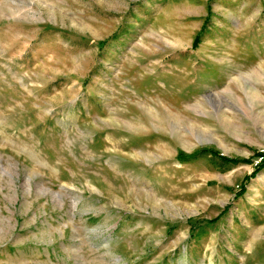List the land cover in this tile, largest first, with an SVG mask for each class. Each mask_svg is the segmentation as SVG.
<instances>
[{
  "label": "rangeland",
  "instance_id": "1",
  "mask_svg": "<svg viewBox=\"0 0 264 264\" xmlns=\"http://www.w3.org/2000/svg\"><path fill=\"white\" fill-rule=\"evenodd\" d=\"M262 156L264 0H0V264H264Z\"/></svg>",
  "mask_w": 264,
  "mask_h": 264
},
{
  "label": "trees",
  "instance_id": "2",
  "mask_svg": "<svg viewBox=\"0 0 264 264\" xmlns=\"http://www.w3.org/2000/svg\"><path fill=\"white\" fill-rule=\"evenodd\" d=\"M196 43H197V39L194 40V45H196ZM261 158H262V161H263L264 160V157L262 156ZM224 160H226V159H224Z\"/></svg>",
  "mask_w": 264,
  "mask_h": 264
}]
</instances>
